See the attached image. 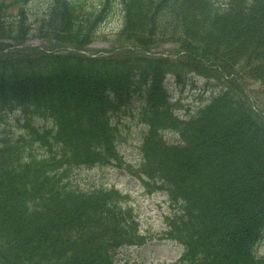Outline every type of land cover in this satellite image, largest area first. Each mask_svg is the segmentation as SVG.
<instances>
[{
    "label": "trees",
    "instance_id": "16d2710c",
    "mask_svg": "<svg viewBox=\"0 0 264 264\" xmlns=\"http://www.w3.org/2000/svg\"><path fill=\"white\" fill-rule=\"evenodd\" d=\"M88 4L0 0V111L24 128L0 139V264H114L145 241L129 193L70 181L94 165L167 194L163 235L183 247L167 264H264V0ZM115 7L121 45L80 52ZM163 42L170 56L150 52ZM196 76L208 95L179 117L168 98ZM129 117L135 164L118 149Z\"/></svg>",
    "mask_w": 264,
    "mask_h": 264
},
{
    "label": "rangeland",
    "instance_id": "374dc122",
    "mask_svg": "<svg viewBox=\"0 0 264 264\" xmlns=\"http://www.w3.org/2000/svg\"><path fill=\"white\" fill-rule=\"evenodd\" d=\"M85 1L87 3L96 2V0ZM119 28L120 20L117 17H112L98 28L97 37L90 42L87 50L90 52H102L111 48L113 45H119V42L114 40ZM29 41L37 44L42 40L39 38H30ZM168 46V44L160 45L157 51L163 53ZM197 84H202V79H198ZM190 91L186 88L182 93L175 90L173 97H171V101L173 102L174 99L179 96L183 105L187 106L193 104V108H196L195 105L199 103V97L188 94ZM177 111H180V109ZM16 126L17 121L14 114H0V133L6 134L12 129H15ZM120 126L125 139L121 141L119 150L125 161L134 162V145L140 140L139 132L143 128V125L137 124L136 119L127 118L120 123ZM75 177L81 186L101 182L105 186L115 185L120 189L129 190L132 194L131 200L138 214L140 227L149 240L142 246H132L120 250L118 253L119 262L129 260L137 264L164 263L172 262L178 258L181 247L174 242L159 238V231L162 225H164L163 215L168 212V205L167 202L163 200V196L154 191L152 184L146 186L142 182L137 181L135 177H131L126 171L110 168V166H96L94 168L82 169L76 173Z\"/></svg>",
    "mask_w": 264,
    "mask_h": 264
}]
</instances>
